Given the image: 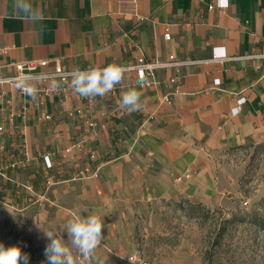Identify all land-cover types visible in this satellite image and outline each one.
Segmentation results:
<instances>
[{
  "label": "crops",
  "instance_id": "crops-1",
  "mask_svg": "<svg viewBox=\"0 0 264 264\" xmlns=\"http://www.w3.org/2000/svg\"><path fill=\"white\" fill-rule=\"evenodd\" d=\"M212 2L224 9L209 10ZM31 3L42 13L39 22L19 18L13 0H0V76L15 74L16 63L27 60H47L37 68L45 72L142 55L202 61L183 67L170 102L162 100L169 86L141 89L133 72L124 74L117 95L92 102L73 92L70 78L0 86V199L16 204L25 200L21 190L35 188L42 203L61 205L65 195L78 216L86 210L103 216L118 198L127 212L111 218L131 221L132 232L143 208L158 223L161 202L218 201L220 158L231 148L264 142V0ZM216 51L227 57L212 59ZM172 74L171 68L156 72L160 80ZM22 86L29 90L22 93ZM133 88L143 106L129 113L119 101ZM15 160L26 163L12 168ZM80 171L86 175L75 177ZM171 264L195 261L177 255Z\"/></svg>",
  "mask_w": 264,
  "mask_h": 264
},
{
  "label": "rangeland",
  "instance_id": "rangeland-1",
  "mask_svg": "<svg viewBox=\"0 0 264 264\" xmlns=\"http://www.w3.org/2000/svg\"><path fill=\"white\" fill-rule=\"evenodd\" d=\"M219 163L217 176L223 190L218 201L161 202L158 223L151 222L143 208L135 214L133 232L128 228L131 221L111 218L127 212L123 200L112 198L103 216L98 210H86V216L97 214L103 219V239L93 260L76 257V264H171L177 255L189 256L195 264H264V142L231 148ZM39 190H21L25 200L12 205L0 199V243L19 246L29 255V264H42L45 259L44 231L60 233L67 242L68 221L80 217L69 210V196L62 193L61 205L45 204L38 200ZM190 204L201 206L192 209ZM230 219L221 244L208 260L216 228Z\"/></svg>",
  "mask_w": 264,
  "mask_h": 264
},
{
  "label": "clouds",
  "instance_id": "clouds-1",
  "mask_svg": "<svg viewBox=\"0 0 264 264\" xmlns=\"http://www.w3.org/2000/svg\"><path fill=\"white\" fill-rule=\"evenodd\" d=\"M16 15L24 20L39 22L43 19L40 10L33 6L31 0H13ZM70 78V86L75 94L89 100L97 96L104 97L120 84L124 77V69L115 63L105 67L75 68L61 74ZM140 92L129 89L124 92L119 107L129 113L142 109ZM103 219L97 214L76 217L68 221L65 230L69 240L64 241L60 233L53 230L44 231L48 240L44 248L42 264H76V257L91 261L96 249L103 239ZM0 264H29V255L22 253L19 246L5 247L0 243Z\"/></svg>",
  "mask_w": 264,
  "mask_h": 264
},
{
  "label": "built area",
  "instance_id": "built-area-1",
  "mask_svg": "<svg viewBox=\"0 0 264 264\" xmlns=\"http://www.w3.org/2000/svg\"><path fill=\"white\" fill-rule=\"evenodd\" d=\"M209 10L219 9L222 10L224 7L218 3L212 2L208 4ZM164 38H171V31L169 27L165 28ZM226 53H220L218 51L212 54V59H222L225 58ZM202 60L189 59V58H179L177 55L171 53L166 58L162 59L159 57L146 59L144 55L138 57L135 61H130L123 64H118L124 69V74L128 72L135 73V85L141 89L147 88H157L162 86H169L171 88L170 92L162 96V100L166 102H170V94L176 93L179 91L180 80L183 77V67L186 65L196 64L201 62ZM48 63L47 60H27L23 62L16 63L15 69L16 73L11 76H0V86L6 85L9 83H17L24 80H60L63 83H67L69 78H63L61 74L70 72L72 70L65 69L62 66H57L53 71H37L38 66H44ZM107 65L95 66V65H87L86 69L89 67H105ZM160 68H171L173 70V74L169 77L160 80L157 78L156 72ZM122 87L121 83L116 85L112 92L109 95L115 96L118 94L120 88ZM29 88L26 86L21 87L22 93L28 91ZM95 99V98H94ZM94 99L89 100L92 102ZM241 101V100H240ZM241 104V103H240ZM240 104L238 105V109L240 108ZM4 128L3 125H0V130ZM26 160H15L10 163V166L16 167L18 165H24ZM86 174L84 171H80L75 177H84ZM51 183V181H47Z\"/></svg>",
  "mask_w": 264,
  "mask_h": 264
},
{
  "label": "trees",
  "instance_id": "trees-1",
  "mask_svg": "<svg viewBox=\"0 0 264 264\" xmlns=\"http://www.w3.org/2000/svg\"><path fill=\"white\" fill-rule=\"evenodd\" d=\"M190 206L192 207V209H195L196 207L201 206V204H198V205L190 204ZM232 221L233 220H231V219L230 220H226L224 223L219 224L218 227L216 228L214 237L212 239L211 247H210L211 249L208 250V252H207L208 253V260H211V258H212V255H213V251L212 250L215 249L216 246L221 244V240H222V238L224 237V235H225V233L227 231L226 223L232 222ZM258 224H261V223H258Z\"/></svg>",
  "mask_w": 264,
  "mask_h": 264
}]
</instances>
